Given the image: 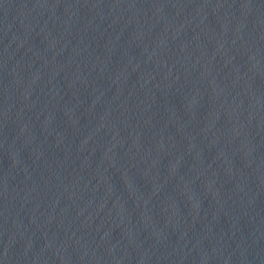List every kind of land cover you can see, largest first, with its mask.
<instances>
[{"label": "water", "instance_id": "water-1", "mask_svg": "<svg viewBox=\"0 0 264 264\" xmlns=\"http://www.w3.org/2000/svg\"><path fill=\"white\" fill-rule=\"evenodd\" d=\"M0 264H264V0H0Z\"/></svg>", "mask_w": 264, "mask_h": 264}]
</instances>
